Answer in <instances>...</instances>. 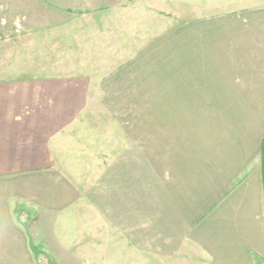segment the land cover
Segmentation results:
<instances>
[{"label": "crops", "instance_id": "0c3cea01", "mask_svg": "<svg viewBox=\"0 0 264 264\" xmlns=\"http://www.w3.org/2000/svg\"><path fill=\"white\" fill-rule=\"evenodd\" d=\"M0 1L14 10V0ZM180 1L23 0L24 34L50 35L56 55L76 58L73 51H86L92 63L107 55L111 30L120 36L130 26L124 13L137 17L139 7L141 15L162 17ZM248 45L245 63L235 61L239 51L234 55L225 87L230 93L215 95L237 98L231 104L169 108L174 121L168 130H175V141L168 201L158 213L161 231L139 234V256L131 251L130 263L121 233L100 237L93 230L85 243L77 229H60V236L71 234V245L61 250L49 244V235L55 238L51 226L76 227L81 221L42 215L48 210L74 215L77 202H32V187L22 186L34 171L28 163L61 160L58 139L80 124V114L93 112L87 99L111 97V80L33 72L0 78V264H264V41ZM231 52H220L227 66ZM237 65L247 77L240 85Z\"/></svg>", "mask_w": 264, "mask_h": 264}, {"label": "rangeland", "instance_id": "374dc122", "mask_svg": "<svg viewBox=\"0 0 264 264\" xmlns=\"http://www.w3.org/2000/svg\"><path fill=\"white\" fill-rule=\"evenodd\" d=\"M22 1L14 0V10L0 1V78H20L24 72L86 73L112 83L111 97L87 99L93 112L80 114V124L58 139L61 160L28 163L34 171L22 186L32 187V202H77L74 215L71 210L42 215L81 221L76 227L51 226L55 238L49 235V244L61 250L71 245V234L60 236V229H77L85 243L93 239V230L100 237L121 233L128 240L130 263L131 251L139 256V234L161 231L158 213L168 201L165 188L175 141V130H168L174 121L169 108L237 99L215 95L230 93L225 87L235 53L239 51L235 61L245 63L248 44L264 41V0H181L162 17L141 15L135 7L138 18L124 13L130 26L120 36L111 30L107 55L92 63L86 51H73L76 58L56 55L50 35L24 34ZM231 49L227 66L220 52ZM240 70L237 65L238 85L247 78ZM94 219L100 220L96 226Z\"/></svg>", "mask_w": 264, "mask_h": 264}]
</instances>
